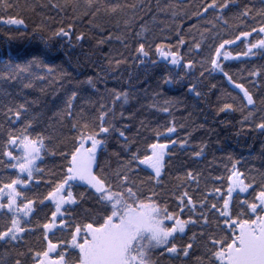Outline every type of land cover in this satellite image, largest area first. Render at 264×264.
I'll return each mask as SVG.
<instances>
[{"label": "snow or ice", "instance_id": "snow-or-ice-1", "mask_svg": "<svg viewBox=\"0 0 264 264\" xmlns=\"http://www.w3.org/2000/svg\"><path fill=\"white\" fill-rule=\"evenodd\" d=\"M13 6L9 0H0V21L23 25L22 18L13 15L5 18V12ZM38 6L57 11L61 19L52 35L67 38L69 43L73 38L78 43L94 38L91 36L94 30L99 37L97 46L117 40L128 48L134 42L132 58L140 63L163 62L186 70L185 75H191L196 67V61L185 59L180 53V47L186 45L183 36L178 34L176 45H172L149 42L143 25L134 31L135 4L121 0H47ZM195 8L192 14L197 18L212 12L213 20L224 27H229L226 13L238 9L232 16L236 22L232 38L223 39L200 63L201 67L204 63L210 65L205 71L221 73L238 90L235 96L229 93L218 97L217 113L239 112L242 125L264 134V95L259 94L257 85L264 78V66L252 68L237 82L224 65V61L264 51V7L254 10L237 0H201ZM52 20L56 22L54 17ZM113 21L112 27L119 34L106 27ZM85 22L89 31H79L78 25ZM208 23L215 27L212 20ZM237 41L245 45V50L233 55L228 49ZM200 48L201 43L193 39L189 52ZM153 56L159 60H153ZM6 63L13 66L10 60ZM120 63L121 59L115 60L116 65ZM41 66L48 73L54 70L39 56H33L24 65H15L20 73L26 74V79L16 93H3L6 102L0 100V157L6 158L0 159V170H14V174H0V244L4 246L0 264H159L154 259L156 253L167 256L173 264H264V173L257 179L242 172L237 167L239 161L229 156L231 167L225 166L227 175L212 178L218 185L213 183L209 187L205 177L202 190V174L187 170L176 177L169 199L156 191L161 184L165 157L170 146L175 148L178 143L183 149L188 144L187 139H171L177 132L175 120L163 132L153 130L155 142H145L142 150L137 147L133 151L134 140L111 122L112 110L107 105L101 104L91 120L74 115L75 92L62 113L71 121L75 133L71 147L65 152L59 145L52 146L50 136L35 131L38 117L31 107L35 101L15 99L23 97V90L33 88L35 81L43 80L39 75L27 78L32 76L31 69ZM182 79L179 73L175 77L166 74L163 83ZM88 82L92 83V79ZM187 91L197 98L201 96L194 83L188 84ZM113 98L124 102L128 99L126 93H113ZM172 106L173 101L164 99L158 110L170 114ZM17 123L20 128L15 127ZM114 133L122 140L121 152L126 159H120L117 167L108 171L101 166L99 153L106 151V142ZM161 137L165 142H160ZM206 148L207 144L201 143L192 156L201 157ZM13 149L19 154H14ZM46 155H58L65 161L59 176L38 167L37 162ZM115 155L120 157L119 152ZM140 166L151 170L146 180L138 175V170L143 171ZM42 183L48 189L46 192L32 191L34 185L39 188ZM74 186H82L84 191H74ZM241 194H245L244 198ZM89 197L99 208L84 209L81 216L75 210ZM43 208H48L50 215L45 213L41 221L36 217ZM37 232L38 249L28 239ZM197 250L200 255H195Z\"/></svg>", "mask_w": 264, "mask_h": 264}, {"label": "trees", "instance_id": "trees-1", "mask_svg": "<svg viewBox=\"0 0 264 264\" xmlns=\"http://www.w3.org/2000/svg\"><path fill=\"white\" fill-rule=\"evenodd\" d=\"M9 2L14 6L5 12V18L7 15H13L24 19V24L9 25L0 21V100L6 102L3 93H16L21 88V82L26 79V74L20 73L15 65H24L33 56H39L45 65L53 68L51 73L42 66L31 69L32 76L27 77L28 79L39 75L44 77L43 80L35 81L33 88L24 89L23 97H15L17 101L23 98L35 101L31 106L33 113L38 117L34 125L35 131L50 136L52 146L59 145L65 152L71 147V137L75 133L71 130V121L65 119L62 113L66 108V102L75 92V99L72 100L74 115L79 114L83 119L91 120L101 104L107 105L112 110L111 122L115 127L125 130L126 135L134 140L133 151L137 147L142 150L145 142H155L153 130L159 129L163 132L165 127L175 120L177 132L171 139L177 141L187 139L188 144L183 149L178 143L175 148L170 146L165 157L161 184L156 191L169 199L171 190L177 182L176 177L182 176L187 170L202 174V190L205 177L208 178L209 187L213 183L218 185L212 178L227 175L225 166L231 167L229 156L239 161L237 167L242 172L255 175L257 179L260 173H264V134L242 125L239 112L217 113L218 97L229 93L235 96L238 90L228 84L221 73L205 71L210 65L204 63L201 67L200 63L207 59L223 39L232 38L236 26L232 16L238 11L237 8H232L226 13L229 27H224L213 20L212 12L203 18H197L192 14L201 0H121L122 3L137 6L134 31H139L143 25L146 29L144 35L149 42L176 45L177 35L183 36L186 45L180 47V53L185 59L190 58L197 62L191 75H185L186 70L163 62L152 64L148 61L144 63L135 61L132 58L135 55L134 42H130L128 48L117 40L97 46L96 39L99 37L94 30L91 32L94 38L82 43L76 42L74 38L72 43H69L67 38L53 36L52 32L59 26L61 16L56 10L38 6L47 0ZM237 3L241 5L247 3L254 10L264 7V0H237ZM169 4L175 5V9L167 8L166 5ZM68 11L71 14L70 8ZM129 15H132L131 10ZM209 20L215 24L214 28L208 23ZM112 24L114 21L106 27L112 28L114 34H119ZM78 30L88 32L87 23L79 24ZM193 39L201 43V48L189 52ZM228 50L235 55L236 52L245 50V45L237 41L236 45ZM116 59H121L119 65L115 64ZM152 59L159 60V57L153 56ZM9 60L13 66L7 65L6 62ZM224 65L225 70L233 74L239 82V78L246 76L252 68L264 66V51L257 50L255 55L224 61ZM201 71L204 72L203 76L200 75ZM177 73L183 78L182 82L163 83L166 74L175 77ZM10 77L17 79L13 80ZM89 78L92 79V83L88 82ZM190 83L197 85V91L201 93L199 98L187 91ZM257 85L259 94L264 95V78L258 81ZM113 93H126L127 102L123 99L114 101ZM164 99L173 101L170 114L158 110ZM15 127L20 128L21 124L17 123ZM160 142H165L163 137L160 138ZM201 143L207 144V148L201 157H193L192 152L197 150ZM121 144L122 140L114 133L106 142V151L99 153V162L106 170L115 169L120 159H126V154L121 152ZM13 151L14 154H19L18 150ZM118 152L119 158L115 155ZM37 165L46 173L51 172L59 176L65 161L58 155H46L42 161L37 162ZM140 167L143 171L138 170V175L140 179L146 180L151 170L145 166ZM0 174H14V170L2 169ZM47 190L43 183L39 188L34 185L32 189L33 192ZM74 191H84V188L74 186ZM244 196L245 194H241V198ZM98 208L95 201L89 197L75 211L83 216L84 209ZM45 213L50 215L48 208L38 210L36 219L42 221ZM188 235L190 236L191 232H188ZM39 236L40 233L37 232L28 238L36 249L40 247ZM183 239L187 240V236ZM3 251L4 246L0 244V253ZM195 255H200V250H197ZM154 259H158L159 264H173L167 256L161 257L159 253L154 255Z\"/></svg>", "mask_w": 264, "mask_h": 264}, {"label": "rangeland", "instance_id": "rangeland-1", "mask_svg": "<svg viewBox=\"0 0 264 264\" xmlns=\"http://www.w3.org/2000/svg\"><path fill=\"white\" fill-rule=\"evenodd\" d=\"M240 58H242V57H240Z\"/></svg>", "mask_w": 264, "mask_h": 264}]
</instances>
